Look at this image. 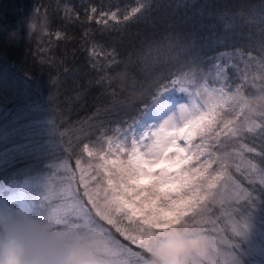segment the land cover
<instances>
[{"label":"snow or ice","instance_id":"snow-or-ice-1","mask_svg":"<svg viewBox=\"0 0 264 264\" xmlns=\"http://www.w3.org/2000/svg\"><path fill=\"white\" fill-rule=\"evenodd\" d=\"M142 8L144 5L118 14L89 0H56L55 7L42 0L31 14L58 19L65 27L78 25L82 29L81 49L88 53L89 69L97 74L95 83L115 97L116 90L111 87L114 77L127 70L132 61L121 69L120 53L114 46L97 40L96 35L120 31ZM92 23L98 27L93 29ZM44 33L49 37L45 44H50V30L47 28ZM62 35L65 34L56 32L57 39ZM45 44L37 39L33 48H26L42 67L46 64ZM173 48L176 54H184L181 46L170 45L158 48L156 59L150 53L137 59L143 79L137 81L132 76V81L138 85L135 90L148 92L152 100L174 90L188 102L179 104L174 113L157 122L149 119L147 105L140 103L137 107L136 102L125 97L121 103L135 115L125 117L114 133L104 132L99 139L83 142L82 152L97 162L82 167L77 157L79 179L75 172L61 178L71 188L65 203H56L47 193L53 174L49 172L45 177L37 219L61 237L95 236L97 255L103 264H116L120 257L126 258L124 264H146L152 239L176 226L207 239L208 264H234L241 253L238 238L246 237L249 218L264 193V120L244 119L234 97L237 92L248 95L264 89V44L258 62L251 52L240 48L207 57L206 68L196 62L199 53L191 57L193 62L187 68L196 69L201 90L218 97L216 103L207 106L196 99V89L182 79L181 72L169 71L168 64L161 65V58L172 59ZM50 61L49 57L48 67L53 66ZM179 63L183 67L185 61ZM26 78L34 82L31 73H26ZM63 83L59 74H49V93L44 99L51 101V94ZM52 104L55 111L56 102ZM39 107L42 109V105ZM249 138L260 141V163L247 160V183L242 184L228 172L232 153L227 148ZM196 140L199 142L194 143ZM64 143L71 148L69 141ZM247 151L252 153L255 148L248 147ZM242 152L243 146V160ZM213 164L218 167L213 168ZM47 167L51 169L50 164ZM63 167L67 171V165ZM236 170L240 171L239 164ZM90 181L95 182L94 186ZM73 182L83 186L82 194ZM57 199L65 200L64 194ZM15 215H28V211L21 209ZM11 217L0 214V222ZM116 234L138 250L122 243ZM193 264H199L198 258H193Z\"/></svg>","mask_w":264,"mask_h":264},{"label":"trees","instance_id":"trees-1","mask_svg":"<svg viewBox=\"0 0 264 264\" xmlns=\"http://www.w3.org/2000/svg\"><path fill=\"white\" fill-rule=\"evenodd\" d=\"M42 0H0V25H7L9 31L17 26V22L28 17L35 5ZM56 6V0H43ZM79 3L80 0H72ZM110 10L123 14L125 9L130 13L133 7L144 5L141 13H137L120 31L107 35H96V39L114 46L120 53L122 61L120 68L128 63L127 71L135 76L137 81L143 79L137 59L151 54L152 59L159 55L158 48L179 45L184 49L183 55L176 54L170 61L161 58V65L168 64L169 71L182 72L191 57L200 55L201 68L208 66L207 57L221 52L233 51L236 48L244 52H251L257 62L261 57V46L264 44V0H89ZM242 13V14H241ZM137 17L139 19H137ZM39 18V16H38ZM51 43L43 33L39 41L45 44V66H41L26 48H33L37 38L28 41L21 33V39L10 44L5 34L0 33V198L6 199L12 205L10 196L25 189L44 193L46 174L50 172L52 180L47 193L56 203H65L71 188L61 178H66L75 172L79 179V169L76 168L77 157L84 159L83 142L99 139L102 133L112 134L117 125L125 117L135 115L121 101L129 97L121 91L115 81L111 87L116 90L113 97L102 85H97V74L91 71L87 64L88 53L81 49L83 43L82 29L78 25L65 27L62 21L49 18ZM93 29L98 26L91 24ZM62 35L57 39L56 32ZM71 39H68V37ZM51 58L52 67L47 66ZM39 59V57H37ZM179 61H185L180 66ZM26 73L34 78L29 81ZM49 74H59L63 86L56 89L55 98L51 101L44 99L49 93L47 81ZM42 92V95H40ZM54 92V91H53ZM53 94V93H52ZM51 94V97H52ZM186 97L179 92H165L155 100L148 92H144L143 99L136 101L148 106L165 100H183ZM52 101L56 102L53 111ZM39 105H42L40 109ZM51 120L49 125L47 121ZM254 134H250V137ZM64 141L71 143V148ZM196 140L194 143H198ZM243 146V160L241 148ZM248 147L255 151L249 153ZM259 139L241 140L239 144L230 146L232 153L231 176L242 184H246L245 168L248 159L253 163H260ZM51 165L49 170L47 165ZM240 165V171L236 165ZM67 165V171L64 169ZM99 179V177H97ZM94 186L95 182L90 181ZM81 194L83 186L73 182ZM67 189V192L65 191ZM63 193L65 200L57 199ZM219 205H217V208ZM11 215L17 212L11 209ZM250 218L264 223V193L260 194L257 207ZM226 222V221H225ZM117 235V239L138 250L135 245L125 241ZM264 256V254H263ZM126 258H117L116 264H124Z\"/></svg>","mask_w":264,"mask_h":264},{"label":"clouds","instance_id":"clouds-1","mask_svg":"<svg viewBox=\"0 0 264 264\" xmlns=\"http://www.w3.org/2000/svg\"><path fill=\"white\" fill-rule=\"evenodd\" d=\"M49 23L46 18L30 14L18 21L11 31L7 25H0V33L6 35L10 44L17 43L22 32L24 38L31 41L39 39ZM181 77L196 89V99L202 104L207 106L217 102V96L201 90L194 67L182 71ZM114 81L133 102L143 99L144 92L135 90L138 85L133 83L129 71L121 70ZM55 96L56 91L51 98ZM234 97L244 119L264 120V89H256L248 95L237 92ZM209 255L208 242L203 235L189 234L176 226L152 239L146 264H193L194 257L198 258L199 264H208ZM250 255H237L234 264H246ZM0 264H103V261L97 255L95 236L61 237L33 216L14 215L0 222Z\"/></svg>","mask_w":264,"mask_h":264},{"label":"rangeland","instance_id":"rangeland-1","mask_svg":"<svg viewBox=\"0 0 264 264\" xmlns=\"http://www.w3.org/2000/svg\"><path fill=\"white\" fill-rule=\"evenodd\" d=\"M187 98L183 100H165L158 101L151 108L148 109L149 119L155 120L159 122L160 120L166 118L169 114L174 113L178 105L181 103H187ZM223 139V137H221ZM183 144V141H181ZM232 146V145H230ZM230 146L227 148V151L230 149ZM106 147V145H105ZM233 158V157H232ZM233 160H229V168L228 172L231 171V163ZM88 162H92L93 164L97 161L94 158H90L84 153V159L82 162V167H87ZM216 164H213V168H217ZM106 183L104 187H106ZM33 193L30 194V191L25 189H21L10 196V200L12 205L7 203L6 199L0 198V214L11 215V209H15L18 213L21 209H25L28 211V215L37 218L39 212V202L41 196L39 193L31 191ZM227 223V221L225 222ZM224 225H220L223 227ZM238 243L240 244L242 256H247L249 253L251 255L246 260V264H264V223L258 222L252 218H249V228L246 234V237L238 238ZM244 253H247L245 255Z\"/></svg>","mask_w":264,"mask_h":264}]
</instances>
